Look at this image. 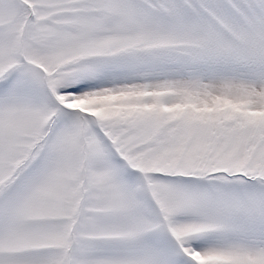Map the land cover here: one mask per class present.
I'll return each instance as SVG.
<instances>
[{
	"label": "snow or ice",
	"instance_id": "1",
	"mask_svg": "<svg viewBox=\"0 0 264 264\" xmlns=\"http://www.w3.org/2000/svg\"><path fill=\"white\" fill-rule=\"evenodd\" d=\"M0 264H264V0H0Z\"/></svg>",
	"mask_w": 264,
	"mask_h": 264
}]
</instances>
